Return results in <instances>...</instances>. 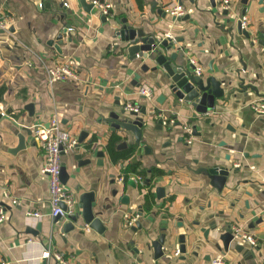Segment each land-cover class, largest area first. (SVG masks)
Instances as JSON below:
<instances>
[{"label": "crops", "instance_id": "0c3cea01", "mask_svg": "<svg viewBox=\"0 0 264 264\" xmlns=\"http://www.w3.org/2000/svg\"><path fill=\"white\" fill-rule=\"evenodd\" d=\"M66 1L68 6L62 0H0V13L9 21L7 29L0 28V207L6 211L0 260L58 264L53 257L41 258L50 245L75 264H212L220 253L229 264H264V115L251 106L264 98V0H231L228 9L221 0H108L109 14L87 0L92 6ZM175 3L185 7L184 15L167 11ZM243 15L250 21V37L237 28ZM124 20L147 36L162 40L172 34L175 48L164 50L168 56L176 52L178 62L188 63L195 58L201 77L221 82L225 95L187 125L189 130L174 125L188 124L195 109L174 95L152 52L131 59L130 42L119 35ZM68 25L73 29L58 50L50 42ZM69 59L77 77L49 84L45 66ZM129 102L146 109L132 118L147 122L143 140L151 151L136 144L132 132L114 131L105 121ZM54 113L78 140L88 132L81 146L63 155L64 184L74 194L77 212L80 196L95 193L93 210L103 232L88 230L82 215L75 229L65 232L69 219L51 215L49 178L42 171L46 154L33 127L47 125ZM160 113L174 123L160 128ZM20 134L26 147L15 150ZM135 162L148 172L145 185L119 183ZM215 166L230 170L222 192L201 172ZM154 168L160 172L153 175ZM127 212H140L141 228L125 226ZM227 221L254 234L259 244L236 238L225 250ZM162 234L164 255L157 257L153 242ZM182 234L187 249L177 255Z\"/></svg>", "mask_w": 264, "mask_h": 264}, {"label": "water", "instance_id": "95a60500", "mask_svg": "<svg viewBox=\"0 0 264 264\" xmlns=\"http://www.w3.org/2000/svg\"><path fill=\"white\" fill-rule=\"evenodd\" d=\"M244 3H247L248 0H242ZM83 5L92 6L86 0H82ZM228 10L225 11L228 14ZM231 20V19H228ZM70 25L66 26L56 37L55 40H51L50 43L54 44L58 50H61L60 45L63 43V37L67 33ZM238 31L247 37H250V33L248 30L243 29L241 27V20L239 19L237 22ZM119 35L123 41L130 42L128 47L129 54L131 59H135L136 57H148L149 52L152 58L158 63L159 66H162L165 70L166 78L169 83V87L174 95L179 99H184L186 102L190 103V105L195 109V113L188 118V124H184L183 122H177L174 126H184V128L188 127L187 125L193 124L195 121L200 120V116L202 114H207L209 111L215 109L217 100L222 98L225 95V91L221 88V82L216 79L215 76H209L207 79H204L200 75L194 73L196 66L192 63L186 62H178V54L173 52L170 56H168L164 50H169L171 48H175L174 42L166 37L164 39H159L154 35H145L143 30H139L136 28L129 27L127 24V20H124L123 27L119 30ZM57 41V42H55ZM144 69H148L146 66H143ZM155 69V68H154ZM145 114L146 109L143 108L139 112L121 109L118 112H112L110 116L105 120L111 124L112 130L124 129L125 131L132 132L135 136L136 144L143 147V150L151 151V148L145 145L143 140V130L145 128L146 121H142L137 117L139 113ZM158 125L160 128H163V120L161 118L158 119ZM196 129V126L194 127ZM29 130V128H26ZM171 131V128L168 129ZM195 131V130H194ZM88 132H81L79 142L77 146H81L84 138L87 137ZM184 139L182 136L180 138ZM19 144L15 150H20L26 147L25 137L20 134L19 135ZM95 141H88L87 149L92 151L94 150ZM127 142L124 141L120 144L126 145ZM97 155L103 157L104 152L98 151ZM81 157V156H78ZM100 163H103L100 162ZM201 172L208 177L209 183L214 186L219 192H222L225 183L228 179V175L230 170L225 166H215L210 168H203ZM65 178H67L66 168L62 167V179L65 183ZM95 201V193L93 191L85 192L80 196V207L81 211L77 212L75 215L70 217L69 222H66L63 226V231L69 232L75 229V222H77L80 215L83 216V219L86 224L90 227L94 228L99 232H103L105 230V226L102 220L97 217L93 210V202ZM124 201H128V197H124ZM222 214V213H221ZM60 216H56L55 219L59 220ZM231 221L225 222L227 226L226 232L221 235L225 241V250L228 249L229 244L232 240L239 238V235L234 233L233 227L230 226ZM137 228H141V222L138 221L136 223ZM135 227V226H134ZM210 227H217V222L213 221L210 223ZM38 229H41V225H38ZM31 230V228H28ZM205 232V236H207V228L203 230ZM31 232V231H30ZM32 232H35L32 230ZM166 235L162 234L157 240L153 242V246L155 249V253L157 257L164 255L163 245L165 243ZM180 242V252H186V240L185 235L179 236Z\"/></svg>", "mask_w": 264, "mask_h": 264}, {"label": "built area", "instance_id": "2783aa9c", "mask_svg": "<svg viewBox=\"0 0 264 264\" xmlns=\"http://www.w3.org/2000/svg\"><path fill=\"white\" fill-rule=\"evenodd\" d=\"M64 5L68 6L66 0H62ZM93 6L99 8V10L104 14H109L111 10V3L108 0H87ZM222 5L225 9L231 6V0H221ZM39 6H44V1L39 2ZM167 11L174 17H179L184 15L185 7L180 3H175ZM241 27L243 29H248L250 21L247 15L240 17ZM9 27L8 18L0 13V28L7 29ZM72 27L68 30L72 31ZM167 37L172 38V34L167 33ZM191 63L196 66L195 72L200 75L202 73V67L198 65L195 58L190 59ZM46 78L49 84H53L55 81H64L70 78H76V64L73 59L58 63L56 65H46L45 66ZM252 108L260 115H264V98L258 99L251 104ZM128 110L140 111V106L129 102L126 107ZM163 120V125L168 126L174 123L173 118H167L162 113L157 115ZM187 128V127H186ZM189 130V128H187ZM34 135L36 140L39 142L41 148L46 154V162L42 171L48 175L49 178V191H50V202H51V215L53 217L60 216L61 218L69 219L77 213L75 209V197L72 191L65 187L62 179V167H63V155L73 152L78 145V137L72 132L65 130L62 127L61 118L57 113H54L48 124H38L33 127ZM188 142H192V138H188ZM235 165H239L236 163ZM132 180L138 184L145 185L146 179L140 173L137 172H125L121 174L117 181L119 183H124L126 180ZM18 199L13 198V203L17 204ZM28 215L40 217L41 212L29 211ZM140 212H134L132 214L125 213L124 221L125 226L130 228L136 226L138 219L140 218ZM6 219V211L3 207H0V222ZM92 227L87 226L88 230ZM234 233L239 235V238L248 241L252 246L259 244L257 238L251 232L243 229L241 226H234ZM177 255L180 253L179 250L175 252ZM53 257L58 264H75L72 262L71 257L67 256L62 250L49 245L45 251L42 252L41 258ZM212 264H229L225 254H217L211 260ZM0 264H6L5 261L0 260Z\"/></svg>", "mask_w": 264, "mask_h": 264}, {"label": "trees", "instance_id": "16d2710c", "mask_svg": "<svg viewBox=\"0 0 264 264\" xmlns=\"http://www.w3.org/2000/svg\"><path fill=\"white\" fill-rule=\"evenodd\" d=\"M114 154V153H113ZM114 157H116L115 156V154H114ZM138 168H139V162H135V163H132V164H130L129 166H128V168H127V171L126 172H140L143 176H145V179H148V172H147V170H143V169H141V170H138ZM152 174L154 175V174H156V173H158V172H160V171H157V169H153L152 171Z\"/></svg>", "mask_w": 264, "mask_h": 264}]
</instances>
